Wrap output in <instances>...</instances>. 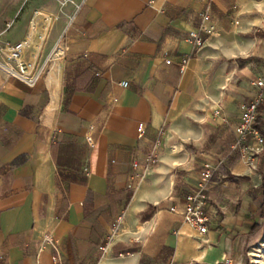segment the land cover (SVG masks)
<instances>
[{"label": "crops", "instance_id": "obj_1", "mask_svg": "<svg viewBox=\"0 0 264 264\" xmlns=\"http://www.w3.org/2000/svg\"><path fill=\"white\" fill-rule=\"evenodd\" d=\"M197 29L200 48L187 41ZM28 30V18L0 19V264H57L46 234L67 264H248L264 161L245 164L235 126L259 96L264 0H68L61 26L23 56L33 85L9 72ZM159 138L158 163L130 188ZM214 159L223 178L206 192L213 217L199 237L181 214Z\"/></svg>", "mask_w": 264, "mask_h": 264}, {"label": "built area", "instance_id": "obj_2", "mask_svg": "<svg viewBox=\"0 0 264 264\" xmlns=\"http://www.w3.org/2000/svg\"><path fill=\"white\" fill-rule=\"evenodd\" d=\"M209 20V15L204 16V21ZM205 32L203 29L201 30H192L188 33L187 41L192 44L196 48H200L205 43L204 35L202 34ZM26 41H18L14 43L10 48V58L17 63L15 69H9V72L12 76H16L21 80L28 82L29 84H34V79L30 78L28 67L22 61V53L26 45ZM167 62H170L168 60ZM264 69V63L262 64ZM255 86L259 90V96L257 99L247 101L241 107L242 113L240 116L239 122L235 126V144L234 147H241L243 146V142L247 140L248 136H253L257 140L262 141L263 139L260 136L258 130L255 128V123L258 118V104L262 101V94L261 91L264 90V74L260 76L255 81ZM128 81H122L121 86L128 87ZM218 111H216L217 113ZM139 137L143 136L144 127H139ZM261 137V138H260ZM87 140L92 143V137H88ZM161 146V138H159L154 146L148 157L146 158L147 164L143 167L141 172H136L131 175L129 187L137 190L141 184L143 183L146 173L149 169L156 165L159 161V150ZM221 160L214 159L211 162H208L204 165L203 171L199 174L198 182L196 187L191 190L185 197V201L183 204L182 210V219L184 223L189 224L193 227L197 232L199 237H204L208 234L210 229V224L212 222L213 214L209 210V200L207 198L206 192L208 191L211 181L217 171L218 167L221 164ZM132 166L134 169H138L140 163L137 159H134L132 162ZM170 211L175 212L176 208L174 206L170 207ZM118 230H115L111 233L110 241L113 239L115 234ZM43 242L45 245L51 246L55 250V254L53 256V261L57 264H67L64 255L61 251V244L60 242L53 237L51 234H46L43 237ZM161 264H179L174 260H167ZM182 264H197L193 261H188ZM223 264H233L232 258H226Z\"/></svg>", "mask_w": 264, "mask_h": 264}, {"label": "rangeland", "instance_id": "obj_3", "mask_svg": "<svg viewBox=\"0 0 264 264\" xmlns=\"http://www.w3.org/2000/svg\"><path fill=\"white\" fill-rule=\"evenodd\" d=\"M68 3V0H63L60 3L59 8H56L53 1L50 0H8L5 4L3 12L0 15V19H6L8 24L16 26L28 18V37L22 41H26L25 48L22 53L23 56L32 55V51L38 48L44 43L49 34L55 29L61 26L62 16L64 15V9ZM261 138V137H260ZM252 142V143H250ZM252 144V147H250ZM235 151L239 155L245 157L246 165L248 161L256 163L259 160V156L262 155V161H264L263 143L255 138L251 141L249 139L243 142V146L234 147ZM223 159V156H221ZM224 162L222 161L217 171L215 172L216 180L220 181L223 178V173L220 172V168ZM250 164V163H249ZM250 167L254 171L255 169L250 164ZM251 173V170H248ZM214 175V176H215ZM264 213V210H263ZM260 228L255 233L254 242L246 244L247 247L255 248L253 252L257 253L253 255V259L249 260L248 264H264V214L261 216ZM250 249V250H251Z\"/></svg>", "mask_w": 264, "mask_h": 264}, {"label": "trees", "instance_id": "obj_4", "mask_svg": "<svg viewBox=\"0 0 264 264\" xmlns=\"http://www.w3.org/2000/svg\"><path fill=\"white\" fill-rule=\"evenodd\" d=\"M263 101H260V103L258 104V113L260 112V110L262 109V105H263ZM255 128L258 130L260 136L263 139V145H264V120L263 118L260 116V113L258 115V118L256 120L255 123ZM250 178L248 176H235L233 175L231 172L228 173V175L226 176V180H242V181H248ZM261 188H262V193H264V172L262 173V184H261ZM262 210H264V203L262 204ZM264 213L262 212V215ZM260 225L259 224H254L251 227V232H256L257 230H259Z\"/></svg>", "mask_w": 264, "mask_h": 264}]
</instances>
